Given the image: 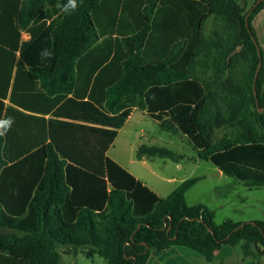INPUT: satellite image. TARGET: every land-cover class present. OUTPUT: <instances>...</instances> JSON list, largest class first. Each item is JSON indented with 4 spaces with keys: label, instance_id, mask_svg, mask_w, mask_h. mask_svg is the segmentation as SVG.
<instances>
[{
    "label": "trees",
    "instance_id": "1",
    "mask_svg": "<svg viewBox=\"0 0 264 264\" xmlns=\"http://www.w3.org/2000/svg\"><path fill=\"white\" fill-rule=\"evenodd\" d=\"M58 2H10L19 37L31 34L14 49L29 68L24 89L40 82L31 100L51 113L3 115L0 100V119L14 118L0 137V264H60L62 252L148 264L173 247L213 262L225 246L260 264L264 221L219 225L208 206L187 202L197 178L161 197L107 152L137 108L187 136L199 160L264 188V58L252 26L264 0H78L71 14ZM42 49L54 57L41 60ZM136 156L184 158L147 145Z\"/></svg>",
    "mask_w": 264,
    "mask_h": 264
},
{
    "label": "rangeland",
    "instance_id": "2",
    "mask_svg": "<svg viewBox=\"0 0 264 264\" xmlns=\"http://www.w3.org/2000/svg\"><path fill=\"white\" fill-rule=\"evenodd\" d=\"M213 29V19L211 18L206 22V33L211 35ZM224 133V129L217 130V137H221ZM137 134L141 144L168 148L179 155H183L184 158L181 160L182 170L176 172L175 162L158 157L149 159V164L141 163L137 159L135 150ZM144 134L148 136L144 138ZM183 137L182 134L162 130L155 120L144 114L141 110H138L132 122L126 127L121 137L111 148L109 156L119 164H128L131 172L141 178H147V182L152 187L155 186L150 181L152 178L161 185L165 184L159 179L158 174L171 178L176 177L179 181L203 177L204 179L189 192L187 201L191 206L196 204L208 206L215 212V221L219 225L228 219L233 221H263L264 188L251 189L225 174L221 176L220 170L211 162L199 160L195 164L191 161L190 157H196L197 153L193 145L189 143V140ZM130 161L132 162L131 164ZM171 186L162 194L167 195L172 192L174 187ZM174 249H176V257L173 258L172 254L168 256L155 254L151 264H166L169 260L173 259L176 264H215L220 260V254L219 256L217 255L216 261L210 263L203 256L188 248L174 247ZM152 255L154 254L152 253ZM78 256L79 264H94L85 255L79 254ZM225 259L231 264H251L255 262L251 259H245L239 246L231 248L230 255L223 257L224 261ZM256 261L264 264V255ZM95 264L107 263L104 258L96 257Z\"/></svg>",
    "mask_w": 264,
    "mask_h": 264
},
{
    "label": "crops",
    "instance_id": "3",
    "mask_svg": "<svg viewBox=\"0 0 264 264\" xmlns=\"http://www.w3.org/2000/svg\"><path fill=\"white\" fill-rule=\"evenodd\" d=\"M238 1L240 3L244 2V0H238ZM10 2H11V0H0V100L5 105L2 114L4 115L6 113L7 108H11L13 110L11 112L12 116H15V111H14L15 109L20 111V112H22L24 115H34L35 114L34 112L51 113L50 109H47L46 111L40 110V107H37V106H40V105H37L35 102H32V100H31L35 95L41 96V97L43 96L42 92H44V90H43L40 82L39 83H34V90L33 91H31V90L30 91H28V90L26 91V89H24V87H26V84L28 82L27 72L29 71V68L27 66H24L23 68H19L18 67V61H19L20 53H19V51L15 53L14 49H15V46H16L17 43H19V46H21V44H23L24 42L30 41L31 40V34L29 32H27V31H22L21 32V36L19 37V33L16 30L15 12H14L13 8H11ZM254 2H255V0H248V8H252ZM49 23L50 22H48V24ZM252 26L254 28V31H255L256 37L258 39L259 45H260V47L262 49L263 58H264V9H262L254 17V19L252 21ZM20 84H22L23 86L20 85ZM88 96H89V92H88V95L86 97H88ZM11 98H13V100H11ZM14 98L15 99L16 98H18V99L21 98L22 99V101H21L22 103H20V101L18 102V100L16 101ZM86 100H87V98H85V101ZM34 106L39 108V110H36ZM56 109L57 108H54V111ZM138 110H140V109L136 108V109H134L132 111L131 115L127 119V121H126L125 125L123 126V128L118 131V135H117L116 139L114 140V143L112 144V146L109 148V150L107 152L108 156H109V152H110L111 148L114 146V144L121 137V135L123 134V132L126 129V127H128L129 124L132 122L133 117H134V115L136 114V112ZM141 111L144 114H147L150 118H152L147 113V111H144V110H141ZM35 115H40V114H35ZM52 118H53L52 114H48V115L45 116V119H47V120L52 119ZM73 119H75V120H73ZM26 120H28V119H26ZM59 120L71 121V122H75V123H79V124H86V125L91 126V127H97V128H100V129L111 130L110 127L94 125V124H90V123H87V122H82V121H85V120L84 119L82 120V119H79V118H70V119H68V118H66V119L59 118ZM156 122L160 126V123L158 121H156ZM26 125H27V127H29V121H27ZM23 129H24V131L26 133L28 128L27 129L23 128ZM171 133L182 134L180 132H171ZM182 135L184 136L183 138H187V136H185L184 134H182ZM147 136H148L147 134H144V138H146ZM139 140L140 139H139V136L137 134L136 135V142H135L136 143L135 144L136 155H137L138 148L140 146H142V145H145V144H141V142ZM187 140H189V139L187 138ZM153 158H155V157H153ZM153 158H144L143 160H140V161L143 164H149L148 163L149 159H153ZM190 159L195 164L199 162V159H198L197 156L196 157H190ZM131 163L132 162L130 161V164ZM175 163H176V169H175L176 172L181 171L182 168H183V166L181 164V160L179 162H175ZM119 165L122 166L123 168H125L131 174H133L137 179L141 180L151 190H153L156 194H158L161 197H167L181 183L186 181V179L179 181V180H177L176 177L171 178L169 176H161V175L158 174L157 176L159 177V179L162 182H164L165 184L161 185L155 179L152 178V179H150V181H151V183L153 185H155V186L152 187L147 182V180H146L147 178H141V177L135 175L133 172H131L129 170V168H128V164L121 163ZM220 172H221L220 175L222 176V174H224V173L221 170H220ZM154 174H156V173H154ZM197 179H198V182H197V184H198L204 178L200 177V178H197ZM173 185H175V186H173ZM169 186L174 187L172 192H170L167 195L162 194L164 191H166L169 188ZM189 192L187 193V195L189 194ZM196 205H199V204H196ZM228 220H231V219H228ZM236 222H245V223H247V222H254V220H251V221L238 220ZM231 248L232 247H230V246H225L220 251H217L215 253L214 261L217 260V255L219 256V254H220V257H219L220 260H218L215 264H217V263L218 264H231V263H229L227 261V259H225V261L223 260V257H227L228 255H230ZM235 248H237V247H235ZM175 250L176 249H174V247H173V248H171V249H169V250H167L165 252L159 253V255L163 254L164 256H168V255L172 254L173 258H174V257H176V255H175L176 251ZM80 254H83V255L86 256L85 253H80ZM96 257H100V256L96 255L94 258H89V259L92 260L94 262V264H95ZM154 257H155V254L150 257L148 264H151V262H152ZM210 263H212V262H210ZM60 264H79V256L78 255L76 256L74 254H68L66 252H62L61 259H60ZM166 264H176V262L173 259V260H169L168 263H166Z\"/></svg>",
    "mask_w": 264,
    "mask_h": 264
},
{
    "label": "clouds",
    "instance_id": "4",
    "mask_svg": "<svg viewBox=\"0 0 264 264\" xmlns=\"http://www.w3.org/2000/svg\"><path fill=\"white\" fill-rule=\"evenodd\" d=\"M82 2V0H81ZM80 4L78 0H66V3H57L56 7L60 10L61 14H71L74 13ZM41 60L52 59L54 57L53 51L49 49H42L39 53ZM14 123V118L7 117L0 119V137H3L11 129L12 124Z\"/></svg>",
    "mask_w": 264,
    "mask_h": 264
},
{
    "label": "water",
    "instance_id": "5",
    "mask_svg": "<svg viewBox=\"0 0 264 264\" xmlns=\"http://www.w3.org/2000/svg\"><path fill=\"white\" fill-rule=\"evenodd\" d=\"M258 77V73H257V75H256V78Z\"/></svg>",
    "mask_w": 264,
    "mask_h": 264
}]
</instances>
